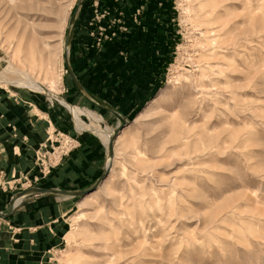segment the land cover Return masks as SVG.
<instances>
[{"label": "rangeland", "instance_id": "374dc122", "mask_svg": "<svg viewBox=\"0 0 264 264\" xmlns=\"http://www.w3.org/2000/svg\"><path fill=\"white\" fill-rule=\"evenodd\" d=\"M160 4L144 93L114 116L63 91L80 16L92 5L89 34L102 51L120 38L119 11L101 0H0V94L46 122L34 162L0 125V264H29L17 256L25 230L4 214L81 137L95 177L87 193L57 198L44 264H264V0ZM27 74L52 89L15 82ZM62 101L94 115L73 116Z\"/></svg>", "mask_w": 264, "mask_h": 264}, {"label": "crops", "instance_id": "0c3cea01", "mask_svg": "<svg viewBox=\"0 0 264 264\" xmlns=\"http://www.w3.org/2000/svg\"><path fill=\"white\" fill-rule=\"evenodd\" d=\"M101 2L102 7L108 6L113 13L119 11L121 14L120 38L107 43L102 51L99 49L96 51L88 28L92 5L85 9L86 12L80 16L73 36L70 65L83 89L75 84L69 72L70 83L64 86L63 94L68 101L81 104L83 100L88 99L85 94L90 93L98 100L91 99L100 109L114 116L123 115L122 113L135 106L139 94L144 93V68L152 57L145 52V48L156 41L154 31L156 27L159 29L162 8L160 0H101ZM119 49L128 52L122 53ZM88 97L91 98L89 95ZM45 124L42 116L22 108L17 100L12 101L9 98L7 101L4 94H0V125L8 127L10 134L24 141L27 146L30 145L29 157L32 162L35 160L36 152L33 147L46 139ZM56 126L60 124L57 123ZM88 140V137H81L75 141L80 147L72 149L68 157H65L66 151L62 153L52 164V168H48L52 173L44 178V186L33 187L42 190L31 193L23 202H18L17 210L15 208L4 214L5 217L8 216L5 220L25 230L26 237L20 248L24 253L17 256L29 264H44L50 245L49 233L45 228L60 216L64 208L57 198L78 196L76 193L86 189L95 177L94 165L91 160H86L91 158L88 156L93 147L87 149L82 146ZM76 144L73 146H77ZM9 254L4 250L1 257H9ZM5 261L7 262L8 258Z\"/></svg>", "mask_w": 264, "mask_h": 264}, {"label": "bare ground", "instance_id": "6f19581e", "mask_svg": "<svg viewBox=\"0 0 264 264\" xmlns=\"http://www.w3.org/2000/svg\"><path fill=\"white\" fill-rule=\"evenodd\" d=\"M65 52H66V54L68 55L69 54V40H68V42H67V45H66V47H65ZM23 80V79H22ZM17 84H20V85H24V86H26V87H31V88H34V89H40V90H51L52 88L51 87H46L45 86V84H44V82L43 81H41V80H38V79H36V78H34L33 79V77L32 76H30V75H26L25 76V78H24V80L23 81H15ZM47 93V92H46ZM50 93H52V92H50ZM49 94V93H48ZM50 95V94H49ZM57 97V96H56ZM60 100H61V98H60ZM63 100V99H62ZM65 105H67L68 107H69V109L70 110H72L73 112H74V114H73V116H75V115H78V114H80V113H86V114H90V115H94V112H92L91 110H87V109H83V108H81V107H78V106H72V105H70L69 103H67V102H65V101H62ZM88 116V115H87ZM90 117V116H89ZM76 118L77 117H75V120H76ZM92 119L93 118H95V117H91ZM96 119H97V121H100L101 122V120H102V117L101 116H96ZM78 120V119H77ZM79 121V120H78ZM90 121V120H89ZM93 121V120H92ZM97 121H96V123H97ZM82 122V121H81ZM104 122V121H103ZM78 123H80V121L78 122ZM82 123H80V125H81ZM93 127V126H92ZM106 127V126H105ZM105 127H104V129H105ZM120 127V125L118 126H116L114 129H112V131L110 132L111 134L109 135H107L106 136V139L108 140V138H109V136H110V138L112 137V135H114L115 133H116V131H117V129ZM107 128V127H106ZM124 129V128H123ZM123 129H121L120 131H119V133L120 132H122V130ZM104 132V131H103ZM103 136V135H102ZM103 137H105V136H103ZM117 137V136H116ZM104 139V138H103ZM21 198L22 197H18L15 201H14V204H17L18 202H20V200H21Z\"/></svg>", "mask_w": 264, "mask_h": 264}, {"label": "water", "instance_id": "95a60500", "mask_svg": "<svg viewBox=\"0 0 264 264\" xmlns=\"http://www.w3.org/2000/svg\"><path fill=\"white\" fill-rule=\"evenodd\" d=\"M68 69H69V72H70V74H71V77L73 78V80H74V82H75V84L77 85V86H79L80 88H82V86L80 85V83L78 82V80H77V78H76V76L74 75V73L72 72V70L70 69V67L68 66ZM83 89V88H82ZM88 93V92H87ZM88 95L89 96H91L93 99H96L92 94H90V93H88ZM97 100V99H96ZM98 101V100H97ZM124 127V124H122L119 128H120V130L122 129ZM118 128V129H119ZM117 129V131H116V133H115V135H117L118 133H119V131L120 130H118ZM42 189H40V188H32V189H29L28 191H24L23 193L24 194H26V193H28V192H36V191H41ZM91 190V189H90ZM90 190H87V191H79V192H77L76 194H78V195H83L84 193H87L88 191H90Z\"/></svg>", "mask_w": 264, "mask_h": 264}]
</instances>
